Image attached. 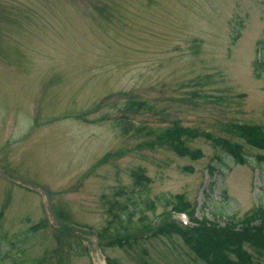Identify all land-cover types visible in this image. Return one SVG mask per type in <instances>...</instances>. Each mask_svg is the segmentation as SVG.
Masks as SVG:
<instances>
[{
    "label": "rangeland",
    "instance_id": "1",
    "mask_svg": "<svg viewBox=\"0 0 264 264\" xmlns=\"http://www.w3.org/2000/svg\"><path fill=\"white\" fill-rule=\"evenodd\" d=\"M237 124L264 131V0H0V264H206L149 226L173 195L264 207ZM121 212L140 231L111 246Z\"/></svg>",
    "mask_w": 264,
    "mask_h": 264
},
{
    "label": "trees",
    "instance_id": "2",
    "mask_svg": "<svg viewBox=\"0 0 264 264\" xmlns=\"http://www.w3.org/2000/svg\"><path fill=\"white\" fill-rule=\"evenodd\" d=\"M242 127L243 125L237 124L236 133L243 139H247L253 147L264 150V131L260 128ZM219 142L235 164H245L237 144L234 145L226 139ZM175 150L181 155H192L180 146ZM213 169L211 167L210 172ZM165 200L168 205H173V212L186 213L193 225L188 227L175 220L171 221V212L165 211L161 215L166 218L162 225L153 223L149 226L155 236L178 234L196 256L207 264H258L252 258L251 250L257 258H260L264 253V207L262 205L250 215L239 220L228 219L221 226L219 223L210 221L207 217H203L201 220L195 217V208L189 207L183 196L174 195L173 198L166 197ZM113 221V225L104 230L101 236L111 238L110 245L112 246L121 247L124 244L123 241L131 245L135 240L134 235L140 231V227L135 225L129 214L125 212H121ZM145 226L142 225V227Z\"/></svg>",
    "mask_w": 264,
    "mask_h": 264
}]
</instances>
